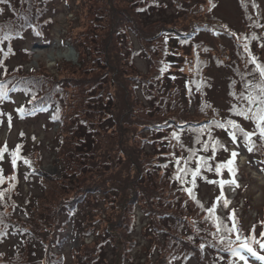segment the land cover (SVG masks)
I'll use <instances>...</instances> for the list:
<instances>
[{
    "label": "trees",
    "instance_id": "trees-1",
    "mask_svg": "<svg viewBox=\"0 0 264 264\" xmlns=\"http://www.w3.org/2000/svg\"><path fill=\"white\" fill-rule=\"evenodd\" d=\"M54 1L0 0V85L3 86L0 91L7 93L5 97H0V128L11 118L5 107L12 104L13 95H21L24 100L18 107H13L14 114L23 119L48 113L51 123L65 126L64 131L54 138V153L57 156L60 152L72 154L70 158L65 156L62 162L67 169L69 164L76 165L77 169L73 172L66 170L64 181L56 179L55 182L40 171L38 163L41 156H37L34 150L28 151L23 141L12 148L6 146L7 150L0 159V169L3 170V182L0 183V193L3 194L0 197V243L15 233L19 241L14 253L0 252V264H24L20 259L22 254L32 263L40 256L39 247L44 240L55 242L54 246L59 248V239L62 238L59 231L65 229L66 221L67 226L70 221L73 222V236L81 235L80 247L72 250V253H77L73 254L74 264H111L103 257L108 244L115 249L113 264H123L125 260L132 259L130 250L137 242L131 237L134 226L131 221L137 206L146 219L140 233L144 242L141 248L146 256L145 264H188L192 260L197 264H238L231 249L241 242L236 241V233L227 230L233 222L242 238L251 236L255 241L264 242V235H257L255 227L246 230L241 226L239 216L229 208L230 200L223 188L230 183L221 188L219 182L229 181L224 176L231 174L227 168L217 174L215 168L228 160V145L223 137L233 142L228 134L232 129L219 128L216 122L233 120L246 132L256 133L251 137L255 144L253 151L248 150L244 137L239 133L235 143L242 144L251 161L258 163V168L264 172V139H261L256 123L233 111L234 108L249 107L243 97L259 95L256 85L260 78L255 64L251 62L254 58L264 65V17L258 1L238 0L242 30H236L213 16L211 12L215 2L212 0L207 7L197 0H184L187 4L182 0H123L128 3L131 12L142 16L143 20L151 21L154 11L164 12L166 4H171L175 10L168 16L163 14L158 18L161 26L145 34L136 32L128 24L129 18L125 14L120 18L114 17L108 24L107 21L100 24L106 30V39L99 54L94 56L92 48H88L82 59L84 72L97 71L99 74L82 91L81 108L68 117L67 123L59 112L63 107L65 82L54 80L44 68L27 72L23 64L9 66L6 63L18 52L30 58L31 52L17 48L16 43L28 34L34 38L45 36L52 25L48 12ZM114 3L115 0H110L108 15L113 11ZM104 19L101 15L100 22ZM183 20L186 23H182ZM91 25L93 27L95 23ZM131 33L140 40L137 50L129 40ZM5 35L9 39H3ZM206 36L232 42L231 55L223 57L231 63L233 73L226 83L224 107H215L205 99L206 88L211 85L205 77V67L211 61L220 66L225 63L214 56L212 45L203 39ZM109 51H117L115 55L119 67L114 77L107 80L108 75L101 73L100 69L107 66L104 56H108ZM134 55L147 58L150 66L146 73L134 71L131 76L130 73H123L122 67L130 65ZM176 71L180 74L177 75ZM178 77L184 82L181 88L176 84ZM105 82L116 85L114 93H105L107 90L101 88ZM191 106L194 110L190 112ZM251 107L255 110L256 106ZM114 128L120 133L118 140H114L112 135L117 131ZM124 133H128L126 142L123 140ZM214 141L219 142L215 151ZM17 145L21 147L14 169L11 152L17 151ZM4 146L5 143L0 142V148ZM24 160L29 163L25 164ZM112 161L115 168L120 165V169L112 175V181L104 180V184L109 183L104 190L81 187L74 190L65 185L67 179L68 182H76L78 174L82 173L91 178L101 175L97 176L99 181ZM98 169L100 171L95 173ZM197 169L198 174L193 176ZM234 169L238 171L235 163ZM21 179L31 187L36 180L42 192L40 196L44 195V199L65 188L57 209H47L51 211L52 219L48 214H41L40 219L33 217L40 197L31 190L23 199L29 223H21L14 217L21 194ZM206 184L212 186L213 194L208 204L204 205L199 192ZM188 189H191V194ZM93 193L105 197L104 206H107L103 207L97 201L86 218L78 217V210L83 204L90 208L89 199ZM225 200L229 202L227 206L224 205ZM210 208L214 209L213 212L208 211ZM220 208L224 214L219 213ZM233 215L234 221L229 219ZM63 218L64 225L57 227ZM116 229L122 232L116 233ZM90 235H94L93 240L87 244L83 237ZM229 240L235 243L229 244ZM255 241L251 243L252 248L264 252V248H260ZM53 254L50 251V257L38 259L43 264H64L63 254L59 256L62 262L50 259ZM246 258L253 260L248 254Z\"/></svg>",
    "mask_w": 264,
    "mask_h": 264
},
{
    "label": "rangeland",
    "instance_id": "rangeland-1",
    "mask_svg": "<svg viewBox=\"0 0 264 264\" xmlns=\"http://www.w3.org/2000/svg\"><path fill=\"white\" fill-rule=\"evenodd\" d=\"M197 1L203 3L205 7H207L210 3V0ZM212 1L215 2L211 12L213 16H215L226 26H229L231 29L234 28L236 30H242L240 26L241 16L238 0ZM257 1L261 7L262 16L264 17V0ZM182 2L187 4L184 0H182ZM191 2H195V0H191ZM128 6V3H125L123 0H115V3L112 7L113 11L108 15V10L110 9V0H55L48 12V14L52 17V25L45 36L42 38H34L32 35L28 34L21 42L16 43L17 48L27 49L31 52L30 58H25L20 52H18V54L10 57L6 63L9 66H13L14 64H23L25 71L27 72L31 71L32 69L44 68V70H46V72L51 75V77H54V80L65 82L64 84L66 87L64 89L63 107L60 108L59 112L63 116V120L67 123L68 117L72 115V113L77 109L81 108L80 98L82 97V91H84V88H87L89 85H91V83L94 82L97 75L99 74L97 71L95 73L84 72L82 69V59L83 54H87L88 48H92L94 56L99 54V49L106 39V30L105 28H101V25L104 24V21H107L108 24L114 19V17L119 16L120 18L123 16V14H125L129 18L128 24L135 28L136 32L139 34H145L155 30L158 26H161L158 18L162 17L163 14L168 16L175 10L171 4H166V7H164V12L161 11V13L154 11L150 19L151 21H149L148 19L143 20L142 16L135 15L134 12H131L132 10H130ZM161 9L162 8H159V10ZM101 15L106 19H104L103 22L102 20L100 22ZM92 22L95 23L93 27L91 25ZM182 23H186V20H183ZM128 37L129 40H131L134 50H137L140 47V40L138 36L134 35V33H131ZM203 39L208 44L212 45L211 47L214 49V56L216 58L222 59L225 62L220 66L215 64L214 61H211L205 67L207 74L205 77H207L208 81L211 83V85L209 84L206 88L205 99L210 101L215 107H224L226 99V83L228 81V77H231L233 73L230 68L231 63L227 62V60H225L223 57L231 55L233 50L232 42L228 39L217 40L207 36ZM235 42L236 41H234V43ZM114 49L118 48L114 47ZM116 52L113 53L109 51L108 56H104L107 60V66L101 67L100 71L101 73L105 72L108 75L107 80H110L114 77L115 70L119 67L115 55ZM131 62L130 65L132 68H130L131 66L129 63L127 64L128 66H124V68L122 67L123 73H130L129 76L133 75L134 71L146 73L148 67L150 66L147 58L139 55H134ZM175 73L177 75L180 74L179 71H176ZM176 84H179L178 86L181 88V85H183L184 82L178 77ZM115 87V84L105 82L101 88L104 91L107 90L105 93L111 92L112 94L115 91ZM12 98L14 99L12 104H10L8 107H5L7 108L6 110L9 111L11 118L8 123H4L0 128V142H4L5 146L12 148L17 142L23 141L26 144V149L28 151L34 150V153L37 156H41V160L38 164L40 171L44 175L51 178L55 182L56 179L57 181H64L66 170L67 172H73L77 169V166L72 164H69L70 167L67 169L62 162V159L65 156L70 158L72 154H64L60 152L59 156H57L56 153H54V146L56 145L54 138L60 132L64 131L65 126L62 127V125H59L58 123H51L48 119V113L40 114L36 117H26L23 119L19 118L18 115L14 114L13 107H18L22 103L23 97L21 95H13ZM193 110L194 107L191 106L189 111L191 112ZM114 129L117 131L112 133V135L114 136V140H118V134L120 135V133L117 128ZM21 133H23V135H21ZM123 135V140L126 142L128 133H124ZM223 141L229 145L228 137H223ZM229 150L230 152L235 151L238 153L235 161H237V165L241 166L238 176H235L234 178L229 177V174L224 176V179L235 180V183L239 180L238 188L235 189L233 187V189L230 190L229 187H225L224 189L226 197L231 200L229 207H234L233 210L236 215L239 216L241 226H243L246 230L250 229L251 227H255L257 235L259 233L262 234L264 233V172L258 168V163L251 161L247 151L242 145L240 147L230 145ZM230 152H228L226 158H231ZM114 163V161H112L111 165L107 163L110 165V168L104 174V176L100 178L99 181L97 176L101 175L91 178L86 176L87 174L82 173L78 174L79 178L76 182H68L67 179L65 185L70 186L74 190H78L80 187L82 189L101 188L100 190H104V188L109 187V183H103L104 180L109 179L112 181V175H114V173L120 169V165L115 168ZM3 166L7 171L8 167L5 161L3 162ZM99 171L100 170L98 169L95 173H98ZM35 181L31 187L23 180L24 184L21 186L20 198L18 199V204L14 209V217L20 220L21 223H29V220L27 221L26 212L24 211L25 208H23V199L29 190H31L36 196L40 197V203L38 204L33 216L36 219H40L41 214H48L51 218V211L47 209L51 208L56 210V206H59L60 198L65 191V188H62L54 195H49L48 199H44V195L40 196L42 192L38 188L39 186L37 181ZM238 190H240V192ZM212 191V186L209 184L203 185L200 189L199 198L204 203V205L208 204V200L213 194ZM71 193L67 194L71 195ZM236 196H238L237 201L235 199ZM89 200L90 208L88 205L83 204L80 210H78V217L86 218L87 214L90 211H93L91 206H95L97 201L103 207L107 206V204L104 206L106 200L105 197H103L100 193H93ZM95 210L98 209L96 208ZM258 216H260V218L256 219ZM64 219L65 218L61 219L57 227H62V225H64ZM132 222H134V226L133 231L131 232V237L137 242L135 247L130 250L132 259L125 260L123 264H145L144 259L146 256L141 248L144 242L140 233L142 227L146 223V219L144 218V215L138 206L134 210V220L131 221V224ZM67 223L68 221H66L64 226L65 229L61 232L59 231L60 236L62 237L59 239L61 246L58 248L57 246H54L55 242H48L44 240V244L39 247V257L48 258L50 257V251H52L54 254L50 259L54 258L62 262L59 256L60 254H63L64 264L75 263L73 254L77 253H72V250L80 247L79 245L81 235L79 236L75 234V236H73V232H71V224L73 222L70 221L68 226ZM103 225L104 224L100 225L101 229ZM35 230L38 231V228ZM115 232L121 233L122 231L121 229H116ZM93 236L90 235L89 237H83L84 242L87 244L91 243ZM18 241L19 236L17 233L10 234L3 243H0V252H6V254L9 255L14 253V248L18 244ZM114 250L115 249L111 244L106 246L105 253H103L105 262H110L111 264L114 263L112 261L115 257L113 253ZM81 254L82 251H80V255ZM21 257L22 258L20 259H22L24 264H43V261L38 259L39 257L35 258L32 263L29 259H26L25 254H22ZM188 264L197 263L192 260L189 261ZM251 264L264 263H258L257 261H254Z\"/></svg>",
    "mask_w": 264,
    "mask_h": 264
},
{
    "label": "snow or ice",
    "instance_id": "snow-or-ice-1",
    "mask_svg": "<svg viewBox=\"0 0 264 264\" xmlns=\"http://www.w3.org/2000/svg\"><path fill=\"white\" fill-rule=\"evenodd\" d=\"M3 39L7 40L9 39L8 35H5L3 37ZM245 49L247 50V45H245ZM253 64H255V68L256 71L259 75V83L256 85V87L259 89V95H252L249 94L245 97H243L249 107L247 109H233V111L239 115L244 117L245 119H252L255 123H256V127L259 130V135L261 137V139H264V65L259 64L256 62V60L253 58L251 61ZM3 86L0 85V88H2ZM7 95L6 92L4 91H0V97H5ZM252 105H255V110L252 109ZM21 112L23 111V109L20 110ZM249 113H251V116H249ZM10 119V118H9ZM216 126L222 129H226V128H230L232 129V131H229V136L232 138L233 142L236 141L237 139V134H241L247 145H248V150L249 151H253V149L255 148V144L254 142L251 140V137L253 135H255V132H246L243 128L240 127L239 124H237L235 121L233 120H227L224 123H220V122H216ZM21 135H23V133H21ZM219 142L214 141L213 142V151H215V147L216 145H218ZM20 145H17V151H13L11 152V163L13 168L15 169V167L17 166V161L19 159L18 157V150L20 149ZM6 146H4L3 148H0V159L3 158V153L6 151ZM238 155L237 152L233 151L231 153V158H229L226 162L218 164L215 168V171L217 174H219L221 172V169L227 168L228 172L234 176L235 174V169H234V161H235V157ZM24 163L27 164L29 163L27 160H24ZM2 169H0V183L3 182V175H2ZM199 169H197L196 171H194L192 173L193 176H196L198 174ZM15 177H12V179H14ZM179 178V177H178ZM220 186L221 188L223 187V185L225 183H232L235 184V180H231V181H224L221 180L220 182ZM189 192V194H191V189L187 190ZM2 193H0V197H2ZM219 199V198H218ZM229 202L227 200L224 201V205L227 206ZM213 208H210L208 211L209 212H213ZM229 219H232L234 221V215L230 216ZM217 230H220V225H217ZM229 232H234L236 233V241H240V247L245 248L248 252H250L252 255H257V253L254 251V249L251 246V243L255 241L254 237H247V238H242V236L239 234L236 226H235V222H233V225L231 228L227 229ZM261 235H264V233H262ZM221 239L223 240L224 237H221ZM257 243H259L260 248H264V242H258L255 241ZM229 244L235 243V241L229 240L228 241ZM233 252H236V249H233ZM261 260H264V256H260L259 257Z\"/></svg>",
    "mask_w": 264,
    "mask_h": 264
}]
</instances>
